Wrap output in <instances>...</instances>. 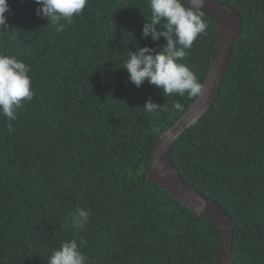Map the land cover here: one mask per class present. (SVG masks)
I'll return each instance as SVG.
<instances>
[{
    "label": "trees",
    "instance_id": "16d2710c",
    "mask_svg": "<svg viewBox=\"0 0 264 264\" xmlns=\"http://www.w3.org/2000/svg\"><path fill=\"white\" fill-rule=\"evenodd\" d=\"M238 13L242 35L210 110L174 143L181 179L234 222V264H264V0H210ZM0 52L31 67L33 99L9 132L0 115V264H48L65 240L84 239L91 264H217L215 225L148 180L158 136L195 98L136 88L129 52L142 38L149 0H88L62 33L33 0H7ZM181 61L203 84L215 25ZM152 102L166 109L149 114ZM184 106L173 109V102ZM86 208L84 230L72 215Z\"/></svg>",
    "mask_w": 264,
    "mask_h": 264
},
{
    "label": "clouds",
    "instance_id": "9594fccd",
    "mask_svg": "<svg viewBox=\"0 0 264 264\" xmlns=\"http://www.w3.org/2000/svg\"><path fill=\"white\" fill-rule=\"evenodd\" d=\"M39 7L37 15L48 21L62 33L65 24L71 23L74 17L80 16L88 0H33ZM206 0H149L150 18L142 28V38L150 37L153 42L161 38L166 41L159 51L155 48L142 47L129 52L123 69L128 73L129 81L140 88L145 82L159 89L163 96L178 95L189 99L200 97L204 85L197 75L185 63L188 50L197 39L206 35L208 24L202 9ZM9 12L7 0H0V31H6V13ZM31 67L15 56L0 52V115L8 121L9 132L14 131L13 122L18 119V110L33 99L35 92L31 84ZM173 109L183 112L184 106L176 101ZM149 114H159L166 109L149 99L143 106ZM90 210L78 208L72 220L80 230L88 225ZM86 241L80 239L65 240L48 258V264H91L81 246Z\"/></svg>",
    "mask_w": 264,
    "mask_h": 264
},
{
    "label": "water",
    "instance_id": "95a60500",
    "mask_svg": "<svg viewBox=\"0 0 264 264\" xmlns=\"http://www.w3.org/2000/svg\"><path fill=\"white\" fill-rule=\"evenodd\" d=\"M202 11L204 16L214 23L217 36L210 66L203 81V94L194 99L175 125L161 133L156 139L148 180L152 185L165 191L190 213L212 222L220 238V247L215 257L216 263L234 264L232 257L234 222L224 213L219 204L205 198L184 182L170 160V152L176 140L205 116L215 102L227 73L233 46L242 35V21L233 9L206 0Z\"/></svg>",
    "mask_w": 264,
    "mask_h": 264
}]
</instances>
